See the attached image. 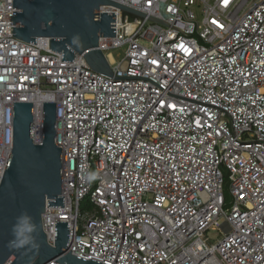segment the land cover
I'll use <instances>...</instances> for the list:
<instances>
[{
	"label": "built area",
	"instance_id": "built-area-1",
	"mask_svg": "<svg viewBox=\"0 0 264 264\" xmlns=\"http://www.w3.org/2000/svg\"><path fill=\"white\" fill-rule=\"evenodd\" d=\"M114 1L145 15L101 6L116 15L99 42L109 76L12 35L19 7L0 0V176L14 101L34 103L36 143L54 101L64 206L42 214L50 243L69 221L68 248L107 264H264V0Z\"/></svg>",
	"mask_w": 264,
	"mask_h": 264
},
{
	"label": "water",
	"instance_id": "water-1",
	"mask_svg": "<svg viewBox=\"0 0 264 264\" xmlns=\"http://www.w3.org/2000/svg\"><path fill=\"white\" fill-rule=\"evenodd\" d=\"M113 4L144 16L137 9L114 0H13L10 20L12 35L37 42L49 37V47L63 52L62 60L83 54L90 66L109 76L112 67L100 47L102 37L115 34V13L101 12ZM161 23L163 20L153 18ZM76 38L75 43L73 42ZM13 145L0 176V264H46L51 260L67 264H107L74 254L69 247V221H55V241L50 243L43 227L46 206H64L62 147L56 142V103L44 101L42 141H34V103H13ZM27 214L35 223L37 248L13 249L12 228L17 218Z\"/></svg>",
	"mask_w": 264,
	"mask_h": 264
},
{
	"label": "clouds",
	"instance_id": "clouds-1",
	"mask_svg": "<svg viewBox=\"0 0 264 264\" xmlns=\"http://www.w3.org/2000/svg\"><path fill=\"white\" fill-rule=\"evenodd\" d=\"M75 41L76 38H74L73 42L75 43ZM36 231L37 228L32 218L27 214L21 215L17 218L16 224L13 225V239L9 241V247L13 249L37 248L38 244L34 235Z\"/></svg>",
	"mask_w": 264,
	"mask_h": 264
},
{
	"label": "rangeland",
	"instance_id": "rangeland-1",
	"mask_svg": "<svg viewBox=\"0 0 264 264\" xmlns=\"http://www.w3.org/2000/svg\"><path fill=\"white\" fill-rule=\"evenodd\" d=\"M194 11L199 12V8L194 7ZM113 52L114 58L119 61L121 57L124 55V48H117V49H111ZM221 170L224 177V189H225V197H226V206H229L233 200V196L230 193V182L231 179L229 177V171L224 167L221 166ZM210 237L213 238V240L217 239L220 236V232L216 230H210L209 232Z\"/></svg>",
	"mask_w": 264,
	"mask_h": 264
},
{
	"label": "bare ground",
	"instance_id": "bare-ground-1",
	"mask_svg": "<svg viewBox=\"0 0 264 264\" xmlns=\"http://www.w3.org/2000/svg\"><path fill=\"white\" fill-rule=\"evenodd\" d=\"M4 156H6V154H4ZM0 172H1V167H0Z\"/></svg>",
	"mask_w": 264,
	"mask_h": 264
}]
</instances>
